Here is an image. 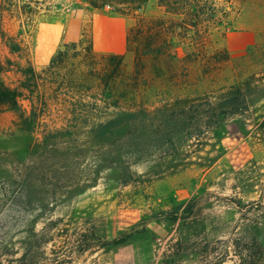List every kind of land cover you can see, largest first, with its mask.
Wrapping results in <instances>:
<instances>
[{"label":"rangeland","instance_id":"rangeland-1","mask_svg":"<svg viewBox=\"0 0 264 264\" xmlns=\"http://www.w3.org/2000/svg\"><path fill=\"white\" fill-rule=\"evenodd\" d=\"M216 3L221 24L140 62L157 0L127 14L63 1L58 31L38 17L22 57L19 22L0 17V61L48 82L36 108L0 114V264H264V0ZM81 34L94 57L65 48ZM122 112L126 133L95 136Z\"/></svg>","mask_w":264,"mask_h":264},{"label":"trees","instance_id":"trees-1","mask_svg":"<svg viewBox=\"0 0 264 264\" xmlns=\"http://www.w3.org/2000/svg\"><path fill=\"white\" fill-rule=\"evenodd\" d=\"M63 1L83 5L86 9L111 10L120 14H127L140 11L150 0H0L1 19L4 20L5 17L14 18L19 22L20 26V31L17 35L18 39L8 40L10 53L18 55L19 57L23 56V53H25L23 38L26 37V34L30 35L31 29L36 25L38 17L43 19L41 24L49 29L54 26V29L58 31V26L63 23V19L58 14L52 17L51 12ZM157 3L164 10L165 16L138 27L136 37L138 34L137 38L140 42L143 41L144 47L138 46L135 49L137 62H140L142 57L152 54H155L156 57L176 58L178 51L171 48L175 45L176 37L187 39L192 31L195 32V35H199L203 29L208 30L212 26L221 24L222 19L217 17L218 11L222 15L226 16L227 14L225 6L222 4L218 6L216 0H157ZM133 38H135V35ZM84 43H87L88 46L86 48L82 47L81 49ZM67 46L69 49L70 47L74 49V56L86 55L94 57L95 53L90 35L89 37H85L81 34V38H79L75 45H66L65 48ZM67 57H69V52L66 49L64 51H58L57 55L51 60L52 65L48 68L50 74L56 75L57 67L54 66L55 61L59 58L65 59ZM103 58L112 60L115 57ZM8 64L10 65L5 66L0 61V75L16 72L21 74L24 79L20 82V85L14 88L5 86L4 83L0 82V114L4 113L5 110L19 112L21 107L20 103L23 100H29L32 102L34 108H36L39 103V97H42V93H45L42 90L46 89L48 83L43 78L45 70L44 72H39L33 66H29L14 71L11 68L12 62L10 60ZM121 67L122 60L119 59L118 67L115 71H121ZM50 74L48 73V75ZM187 113L188 110L186 109L173 112V116L175 115L179 118L178 122L174 120L175 128H177L176 126L179 122L183 121L182 117L185 118ZM30 117H25L23 114L21 117L29 131L32 130L35 122V113H32V120H30ZM135 117L136 113H119L107 123L99 124L95 127V136L97 138H105L108 135L113 136L115 134L126 133L130 127L129 119ZM179 129H182V127H179ZM225 260H219L215 264H224ZM245 262L244 260L242 264H245Z\"/></svg>","mask_w":264,"mask_h":264}]
</instances>
